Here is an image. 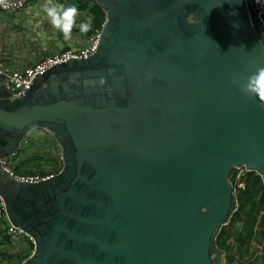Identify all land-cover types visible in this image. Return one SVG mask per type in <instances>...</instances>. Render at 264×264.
Listing matches in <instances>:
<instances>
[{
    "label": "water",
    "instance_id": "obj_1",
    "mask_svg": "<svg viewBox=\"0 0 264 264\" xmlns=\"http://www.w3.org/2000/svg\"><path fill=\"white\" fill-rule=\"evenodd\" d=\"M94 1L92 56L19 99L0 86V160L42 128L63 161L35 184L0 166L8 221L33 243L22 264H224L230 171L264 185V101L235 82L264 67L256 1Z\"/></svg>",
    "mask_w": 264,
    "mask_h": 264
},
{
    "label": "trees",
    "instance_id": "obj_2",
    "mask_svg": "<svg viewBox=\"0 0 264 264\" xmlns=\"http://www.w3.org/2000/svg\"><path fill=\"white\" fill-rule=\"evenodd\" d=\"M66 1L73 3L87 18L89 16L93 17V27L91 31L87 32L88 36L94 28L99 27L105 21L104 11L94 0ZM11 158L16 160V154ZM35 159L30 158L20 161L11 167L21 175L38 174L41 177L50 175L46 171L34 172L29 167V163ZM228 178L236 196L237 208L229 223L221 228L216 239V246L225 254L226 264L241 263L248 259L253 264L256 248L259 245H264V185L261 177L253 173L238 177L237 170H231ZM236 224L239 227L231 231V228ZM30 247L33 251V244ZM30 255L31 253L25 255L21 262H24Z\"/></svg>",
    "mask_w": 264,
    "mask_h": 264
},
{
    "label": "crops",
    "instance_id": "obj_3",
    "mask_svg": "<svg viewBox=\"0 0 264 264\" xmlns=\"http://www.w3.org/2000/svg\"><path fill=\"white\" fill-rule=\"evenodd\" d=\"M46 2L34 0L18 12H0L1 65L22 70L44 57L65 49L80 48L86 43L74 44L73 40L65 37L57 44L51 42L52 37L47 34L50 18L43 10ZM6 227L7 224L0 220V264L21 263V259L32 252L30 246L33 243L24 235L12 240L6 233ZM20 244L23 249L16 252L15 248Z\"/></svg>",
    "mask_w": 264,
    "mask_h": 264
},
{
    "label": "built area",
    "instance_id": "obj_4",
    "mask_svg": "<svg viewBox=\"0 0 264 264\" xmlns=\"http://www.w3.org/2000/svg\"><path fill=\"white\" fill-rule=\"evenodd\" d=\"M33 1L34 0H0V12L15 13L23 9ZM255 1L256 6H258L259 9L258 16L260 19V15L262 13V10L264 9V3L261 0ZM260 22L264 28V24L262 23L261 19ZM103 26L104 22L99 27L94 28L92 33L88 36L86 43L82 47L78 49L70 48L65 49L61 52H57L53 55L40 59L36 63L22 70H13L0 64V86H3L6 91L10 94V100L19 99L23 97L26 92L31 89V87L33 86V82L37 76L48 72L57 65L64 64L71 60L87 59L88 57L92 56L99 47ZM0 166L3 172L8 176V178L23 184H35L54 176L52 174L45 177H41L38 174H18L12 169L7 159L0 160ZM0 220L4 221V223L7 224L6 233L8 236H10L12 240L22 235L26 236L23 232H21V230L12 226L9 223L5 211V203L1 195ZM22 263L23 262L18 264Z\"/></svg>",
    "mask_w": 264,
    "mask_h": 264
},
{
    "label": "rangeland",
    "instance_id": "obj_5",
    "mask_svg": "<svg viewBox=\"0 0 264 264\" xmlns=\"http://www.w3.org/2000/svg\"><path fill=\"white\" fill-rule=\"evenodd\" d=\"M261 1L264 3V0ZM53 3L63 4L66 7L75 6L73 3L66 0H53ZM86 19L87 16L79 11V14L77 16V26L72 29V34L69 38V40L70 39L73 40L72 43L81 44L83 42H86L88 38V34L81 33L79 30V24L85 21ZM260 19L264 24V9L262 10ZM47 34H49L50 38L52 37L51 42L55 44L59 43V41H63L64 40L63 37H65L61 31L57 30L52 26L51 22L49 23V27H47ZM15 154L17 158L16 160H13L11 158L12 156L7 158L10 166H13L14 164L20 161H24L30 158H36L35 160L29 163V167H31L34 172L46 171L49 172L50 174L52 173V175H56L61 170L63 165L60 147L56 143L52 134L42 128L32 129L28 133V135L25 136L20 141L18 150L16 151ZM233 170H237L238 177L244 176L245 174H251V173L256 174L255 172L246 171L244 168L233 169ZM238 227H239L238 224L234 225V227L231 228V231H234V229ZM230 241L232 240L230 239ZM21 246H22L21 244L18 246V248L16 246L15 248L16 252H18L19 249L20 250L23 249V247ZM262 257H264V245H259L256 248V254L253 258V264H264V259H262ZM224 259H225V254L222 253L223 263L226 264ZM235 264H252V261L248 259L246 261H242L241 263L237 262Z\"/></svg>",
    "mask_w": 264,
    "mask_h": 264
},
{
    "label": "clouds",
    "instance_id": "obj_6",
    "mask_svg": "<svg viewBox=\"0 0 264 264\" xmlns=\"http://www.w3.org/2000/svg\"><path fill=\"white\" fill-rule=\"evenodd\" d=\"M44 12L50 18L54 28L61 31L65 38H70L72 29L77 26V16L79 9L76 6H65L63 4L53 3V0H47L43 6ZM93 27V17L89 16L85 21L79 24L81 33L91 31ZM240 90L247 97H257L264 101V67L258 68L255 73L242 81L239 78L235 81ZM103 83V81H101Z\"/></svg>",
    "mask_w": 264,
    "mask_h": 264
}]
</instances>
